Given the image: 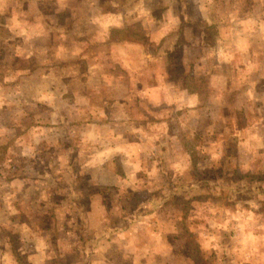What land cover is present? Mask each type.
I'll list each match as a JSON object with an SVG mask.
<instances>
[{
	"label": "clouds",
	"instance_id": "9594fccd",
	"mask_svg": "<svg viewBox=\"0 0 264 264\" xmlns=\"http://www.w3.org/2000/svg\"><path fill=\"white\" fill-rule=\"evenodd\" d=\"M0 264H264V0H0Z\"/></svg>",
	"mask_w": 264,
	"mask_h": 264
}]
</instances>
